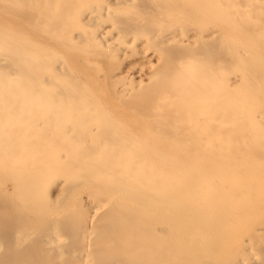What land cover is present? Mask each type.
<instances>
[{
  "label": "bare ground",
  "instance_id": "6f19581e",
  "mask_svg": "<svg viewBox=\"0 0 264 264\" xmlns=\"http://www.w3.org/2000/svg\"><path fill=\"white\" fill-rule=\"evenodd\" d=\"M239 59L264 0H0V264H264V140L195 151Z\"/></svg>",
  "mask_w": 264,
  "mask_h": 264
},
{
  "label": "rangeland",
  "instance_id": "374dc122",
  "mask_svg": "<svg viewBox=\"0 0 264 264\" xmlns=\"http://www.w3.org/2000/svg\"><path fill=\"white\" fill-rule=\"evenodd\" d=\"M239 53L242 55L244 51H240ZM247 63L248 61L242 62V60L239 59V61L236 62V65L234 67H230L228 66L229 64L226 62L224 64L225 66L221 69L219 73L220 78L225 79L226 81H231V83L236 84V117L234 120H240L242 123H236L234 127H236L237 129L232 131L227 130L232 125L231 123H223V129L220 138L218 140L213 141L214 143H212V145H203L200 142H196L199 145L196 146L195 151L206 152L212 149L224 152V150H236V147L233 146L231 143L234 144L236 142L245 140V143L248 145L251 143V141L253 142L255 139L264 140V124L262 125L263 128L257 131L253 130V127L250 123L248 124V122H251L253 120L254 115H264V102L261 101L260 103H258L259 105H256V107H254L256 103L252 99L253 92L250 91L251 83L247 81L248 73L250 71V66H248ZM259 94L264 95V91L262 90L261 92H259ZM224 97L226 98V96ZM227 118L229 117H223V119ZM186 125L188 126L189 124L183 123L180 125V127L185 129L187 127L183 126ZM253 134H255L256 137H253ZM241 147L243 148V146ZM241 147L239 149H242ZM244 148H246V146ZM198 157H200V155Z\"/></svg>",
  "mask_w": 264,
  "mask_h": 264
}]
</instances>
